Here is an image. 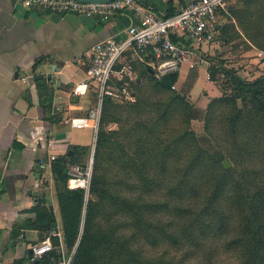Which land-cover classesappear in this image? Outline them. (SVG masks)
Here are the masks:
<instances>
[{
    "label": "rangeland",
    "instance_id": "374dc122",
    "mask_svg": "<svg viewBox=\"0 0 264 264\" xmlns=\"http://www.w3.org/2000/svg\"><path fill=\"white\" fill-rule=\"evenodd\" d=\"M223 18L224 23L233 24L236 32L227 29L224 33L225 42L216 40L207 48V63L194 70L182 67L171 90L157 88L149 73L136 65L137 77L142 82L132 88L134 100L121 103L120 106L107 105L99 118L98 128L102 126L112 133L108 142L99 150L101 160L98 165L105 186L111 188L114 194L116 187V190L128 195L131 200L129 208L120 209L110 199L111 193L110 198L105 197L106 189L101 187L94 193L90 192L89 187L85 197L87 201L92 200L97 204L95 223L101 229L114 227L117 221V227L124 223L125 230L133 232L132 241L140 247L144 257L179 254L176 246L163 241L160 229L168 227L167 223L174 227L178 222L188 219L187 215L178 216L177 208H182L179 184H203L204 188H194L192 194L185 197L184 205L196 211L205 203L217 175L229 170V175L223 177L219 174L225 178L228 199L222 208H217L214 221L219 225V218L227 216L230 227H221L220 232L218 229L214 232L212 230L210 236L214 240L210 243L211 248L195 247L194 254L198 257L211 253L212 260L222 263L234 260L238 250L227 248L225 241L234 236L235 232L231 228L237 224L234 199L232 202L236 194L235 184L248 181L251 185H240L248 193L255 191L256 184L264 189V132L256 125L260 124L257 117L251 115L250 120L245 118L247 110L239 118L235 117L237 110L249 108V103L239 99L235 103H213L208 108L214 97L221 96L220 84L226 94L230 93V89L225 87L222 68L237 69L238 74L246 79H252L258 71L264 69V0H229L227 11L222 13L220 21ZM237 19L249 33L241 45L237 35L242 30ZM250 44L254 46V51L246 50ZM257 52L262 53V56ZM210 65L218 68L216 82L211 81L206 74ZM186 105L193 111V115L200 112L197 119L186 120ZM74 134L79 142L91 143L79 164L84 165L92 158L93 167L97 134L93 135V139L89 129L84 132L75 130ZM202 151L220 153L229 167H223L222 163L217 167L212 166L210 162H204L198 168L193 167V158ZM138 197L141 204L131 210ZM139 210L144 212L141 230L136 229L135 212ZM59 235L62 241V233ZM63 247L65 258L75 248L67 250L65 245Z\"/></svg>",
    "mask_w": 264,
    "mask_h": 264
},
{
    "label": "crops",
    "instance_id": "0c3cea01",
    "mask_svg": "<svg viewBox=\"0 0 264 264\" xmlns=\"http://www.w3.org/2000/svg\"><path fill=\"white\" fill-rule=\"evenodd\" d=\"M137 1L161 16L168 1L178 7L185 0ZM131 23L125 14L83 18L0 0V264H15L44 236L29 228L13 236L15 225L34 220L29 209L38 199L54 212L56 233H62L51 161L70 153L69 145L88 149L91 143L79 142L74 132L89 129L93 139V130L72 127L70 121L88 116L96 99L93 92L74 97L70 90L84 77L93 45L123 35Z\"/></svg>",
    "mask_w": 264,
    "mask_h": 264
},
{
    "label": "trees",
    "instance_id": "16d2710c",
    "mask_svg": "<svg viewBox=\"0 0 264 264\" xmlns=\"http://www.w3.org/2000/svg\"><path fill=\"white\" fill-rule=\"evenodd\" d=\"M136 2H139L135 0ZM183 2V1H181ZM140 3V2H139ZM155 12V11H154ZM177 12V7L172 5L171 1L167 2L166 10L161 17H169ZM223 13V12H222ZM222 15V14H221ZM218 27L219 34L215 38L221 43L226 41L224 33L229 29L232 32H236L231 22L221 23ZM240 33L238 31L237 37L243 43V39L249 35L248 31L241 25L237 19ZM226 35V34H225ZM249 37V36H248ZM250 47H246L248 50ZM244 49V48H243ZM206 56V55H205ZM44 60L41 58V61ZM195 69V68H194ZM192 69V70H194ZM225 74L226 88L230 89V93L226 94L225 88L220 84L219 88L221 96L214 97L208 106L210 109L213 103H235L241 99L249 103V108L245 107L244 110H237L235 114L236 118H239L246 110L247 115L245 118L250 120V116L257 117V121L260 124H256L260 130L264 132V69H261L252 79H246L242 75L238 74L237 69L222 68ZM151 76L154 84L161 90H171L178 79V72L162 76L157 80L150 74V69H145ZM218 68L215 65H210L206 70L208 77L211 81L216 82V76ZM142 80L138 77L133 87H137L141 84ZM47 90L49 88L46 87ZM52 95L49 91L48 94V106L50 109ZM122 105L111 99H106L102 105L101 112L107 105ZM185 117L186 120L197 119L199 117V111L193 115V111L186 105ZM194 110V109H192ZM193 115V116H192ZM104 122V121H103ZM112 135L109 130L99 126L97 131V140L94 150V162L92 167L93 175L90 180V192L94 193L98 187L105 188V197H109L111 193L112 202L120 209L129 208V202L131 198L128 195L123 194L120 190H116L114 187V193L112 189L105 186L103 175L100 173L101 155L99 150L108 142V138ZM87 148L78 145H69L68 152L56 157L51 161V171L54 175L56 197L61 221L62 229V243H64L67 250H71L75 245V251L72 256L70 264H264V189L257 184L254 185L255 191L248 193L240 188V185H251L248 181L239 182L235 184L236 194L232 197L234 199V206L236 207L237 224L231 228L234 236L225 241L227 248H234L238 252L236 253L234 260L222 263L212 260V254L199 255L194 254V248H201L209 246L213 243L210 234L219 230L220 228L230 227L227 216L219 218V225L214 221V216L217 214V208H222L227 198V190L225 187L226 175H229V170L220 172L218 177L215 178V183L210 188V192L207 195V199L203 206L196 210L191 206L186 207L185 197L192 194L194 188H204L203 184L195 183L193 185H187L180 183L178 186L180 207L177 208L178 216L187 215L186 221H180L173 227L170 223H167L168 227H161L162 238L165 243H171L176 246V251H179L178 255L174 256H159L157 258H148L141 255V249L133 243V232L129 233L125 230V225L122 223L119 227L118 221L114 227L108 229H101L98 224L95 223V208L97 204L92 200H86L85 192L82 189H69L67 187V167L71 164H79L81 162V156L84 157ZM224 160V159H223ZM222 156L220 153H207L199 152L197 156L193 158V167H200L204 162H210L212 166L220 165L222 163ZM223 166V164H222ZM224 167V166H223ZM227 173V174H226ZM206 182V181H204ZM201 192V191H199ZM138 197L134 206L130 209L133 210L141 204ZM231 199V198H230ZM176 210V212H177ZM29 212L34 213V220H29L23 227L15 225V231L13 236H18L21 228L34 229L40 233V235L51 236L52 250L47 254H44L38 259L39 264H58L63 257V249L60 246V238L57 235V223L54 212L49 206L42 205V202L38 199L37 203L29 209ZM143 211L135 212L136 229L141 230L143 228L142 218ZM228 221H227V220ZM230 222V221H229ZM165 225V226H166ZM17 226V227H16ZM177 230H176V229ZM43 236V237H44ZM42 237V238H43ZM137 239V238H136ZM218 238H216L217 240ZM63 245V246H64ZM27 256L16 260L15 264H22L23 260L27 259L26 264H31V254L26 252ZM194 254V255H193ZM197 258V259H196ZM196 259V263L194 261Z\"/></svg>",
    "mask_w": 264,
    "mask_h": 264
},
{
    "label": "built area",
    "instance_id": "2783aa9c",
    "mask_svg": "<svg viewBox=\"0 0 264 264\" xmlns=\"http://www.w3.org/2000/svg\"><path fill=\"white\" fill-rule=\"evenodd\" d=\"M27 8H38L56 14L73 13L83 18L107 19L128 15L132 23L123 35L95 43L88 55L84 77L74 83L70 92L74 97H84L90 92L96 96V105L88 116L72 119L75 128L90 127L96 136L102 105L106 99L119 103L132 102L135 98L133 83L140 69H151L157 80L162 76L180 72L182 67L192 70L207 63L208 47L216 42L220 17L227 11L229 0H185L178 4L177 12L161 17L152 9L135 0H109L84 2L78 0H22ZM206 46V48H204ZM262 56V53H258ZM29 78L23 77L22 82ZM88 120L90 123H75ZM51 156V159H54ZM92 173V158L86 164L67 167V187L87 192ZM44 236L30 246V260H38L52 250L51 236ZM60 238V246L63 247ZM76 247V245H75ZM75 248L58 264H70Z\"/></svg>",
    "mask_w": 264,
    "mask_h": 264
},
{
    "label": "water",
    "instance_id": "95a60500",
    "mask_svg": "<svg viewBox=\"0 0 264 264\" xmlns=\"http://www.w3.org/2000/svg\"><path fill=\"white\" fill-rule=\"evenodd\" d=\"M78 1H84V2H99V3H101V2H106V1H109V0H78ZM35 66V65H34ZM33 72L35 71V69H33L32 70ZM150 72H151V69H150ZM41 77L40 76H38V77H36V79H40ZM47 78H49L50 79V77H47ZM94 151V150H93ZM69 154V153H68ZM92 156H93V154H92ZM222 164H223V166L225 167V168H228L229 167V164H228V162H227V160L226 159H224L223 161H222ZM31 252V251H30ZM31 264H39V261L36 259V260H34Z\"/></svg>",
    "mask_w": 264,
    "mask_h": 264
},
{
    "label": "bare ground",
    "instance_id": "6f19581e",
    "mask_svg": "<svg viewBox=\"0 0 264 264\" xmlns=\"http://www.w3.org/2000/svg\"><path fill=\"white\" fill-rule=\"evenodd\" d=\"M74 122L75 123H90L88 120H74Z\"/></svg>",
    "mask_w": 264,
    "mask_h": 264
}]
</instances>
